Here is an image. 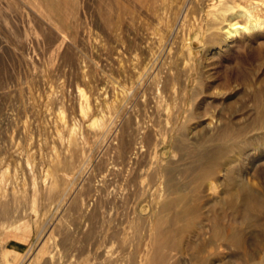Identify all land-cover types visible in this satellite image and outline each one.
Returning a JSON list of instances; mask_svg holds the SVG:
<instances>
[{"label": "rangeland", "instance_id": "obj_1", "mask_svg": "<svg viewBox=\"0 0 264 264\" xmlns=\"http://www.w3.org/2000/svg\"><path fill=\"white\" fill-rule=\"evenodd\" d=\"M210 2L0 0V264H149L160 255L154 223L187 205L198 209L177 220L172 233L170 223L163 226L160 252L168 264H264V207L229 204L224 192L232 179L218 168L200 176L203 146L186 136L200 117L217 119L220 109L236 117L264 98V27L235 38L243 47L227 56L198 46L194 73L183 69L176 48L199 27L209 29L204 42L228 28L208 11ZM136 54L149 61L140 74ZM167 82L179 91L158 95ZM161 107L182 110L177 129L164 124ZM148 128L152 144L142 148ZM224 141L213 148L243 151L231 177L264 192V169L260 186L247 173L257 149L238 137ZM211 181L216 187L208 189ZM170 182L188 185L182 207H166ZM214 217L237 229L240 242L209 226L206 237L198 236Z\"/></svg>", "mask_w": 264, "mask_h": 264}, {"label": "bare ground", "instance_id": "obj_2", "mask_svg": "<svg viewBox=\"0 0 264 264\" xmlns=\"http://www.w3.org/2000/svg\"><path fill=\"white\" fill-rule=\"evenodd\" d=\"M211 1L210 4H208V11H212L211 13L221 22H227V30L224 31V36H219L217 32L212 33V35L215 37L219 36L218 39H212L209 42H204V37L206 35V33L208 34V30L206 29V32L204 33V29L199 27L198 31L196 32V36L192 39H190L188 42H186V44H182L179 49L176 48V50H179L181 53L178 56L180 59H183L181 61L182 67L184 70L189 71L191 69V61L192 58L194 57V55L197 54V47H206L207 49L210 50H216L218 53H222L223 55L227 56V54L229 53L230 49H234L237 51L241 50L243 45L240 43H235L234 40L235 38H243V36H245V33H249L248 36L254 35L256 33V31H259L260 29H262L264 27V22H262V18H264V10L262 8H260V2H264L263 0H256L254 3H250V4H242V0L238 1V0H209ZM247 1V0H246ZM248 3V2H247ZM264 5V4H263ZM47 6V5H46ZM53 10V9H52ZM51 10V11H52ZM54 12V11H53ZM206 13L207 14H211V13ZM232 12V17H228V14ZM209 16V15H207ZM208 19V18H207ZM179 21V20H178ZM193 23V22H192ZM194 24V23H193ZM209 26H211L210 24H208ZM160 26V24H159ZM163 26V25H162ZM136 27V26H135ZM151 27V26H150ZM190 27V26H189ZM193 27V26H192ZM196 27V26H195ZM207 27V25H206ZM213 28V26H211ZM215 27V26H214ZM210 28V27H208ZM211 28V29H212ZM108 29V28H107ZM158 29V27H157ZM156 29V30H157ZM224 29V26H223ZM155 30V32H156ZM208 31V32H207ZM212 31V30H211ZM154 32V34H155ZM164 32V31H163ZM173 32V31H172ZM210 33V34H211ZM142 34V33H141ZM166 34V33H165ZM185 34V33H184ZM164 38V34L161 37V40ZM172 38V37H171ZM185 38V37H184ZM183 38V39H184ZM262 42V41H261ZM160 44V43H159ZM206 45V46H205ZM150 48V47H148ZM232 52V51H231ZM154 53V52H153ZM233 55V54H231ZM134 56V55H133ZM136 56H139L136 54ZM151 57V56H150ZM176 58V60H178L179 63V58ZM136 68H138L137 72L140 74V69H146L148 66V62L147 59L148 57L144 55L143 58L137 57L136 58ZM194 63V62H193ZM192 63V64H193ZM122 65V64H121ZM177 67V66H176ZM169 68V67H168ZM173 68V67H172ZM174 69V68H173ZM171 69V72L172 70ZM176 70V68H175ZM195 70V69H193ZM162 71V70H161ZM177 71V70H176ZM179 71V70H178ZM192 71V69H191ZM123 72V71H122ZM169 72V71H168ZM175 72V71H174ZM181 72V71H180ZM194 73V71H192ZM173 73V72H172ZM191 73V72H190ZM189 73V74H190ZM170 74V73H169ZM174 74V73H173ZM191 75V74H190ZM138 76V75H137ZM189 76V75H188ZM179 77V76H178ZM192 77V76H191ZM183 78V77H182ZM193 78V77H192ZM178 80V79H177ZM180 80V78H179ZM184 80V79H183ZM182 80V81H183ZM189 80V77H188ZM163 83V82H162ZM178 83V82H176ZM187 83V80H186ZM189 84V82H188ZM147 85V83H146ZM145 85V86H146ZM169 83L167 82V84H165L163 87H160L158 89V95H162L163 93L165 94L166 91H168L169 89ZM180 86V85H179ZM82 90V89H80ZM124 90V89H122ZM171 92L177 93L179 90L178 88L174 85H172L171 89H169ZM84 92V91H83ZM126 93V92H125ZM226 95V94H225ZM87 96V95H86ZM106 96V95H105ZM164 96V95H163ZM163 96H161L163 98ZM217 96H223L222 99L224 98L223 101H225L226 96H224L223 93H219ZM114 97V96H113ZM180 97V95H179ZM160 98V97H159ZM184 98V97H183ZM247 98V97H246ZM166 98L164 97V100ZM221 99V98H220ZM163 100V99H162ZM167 100V99H166ZM214 101V100H213ZM162 102V101H161ZM166 102V101H165ZM81 103V102H80ZM163 103V102H162ZM167 103V102H166ZM190 103V102H189ZM117 104V103H116ZM157 104V103H156ZM164 104V103H163ZM161 104V105H163ZM245 104V103H244ZM153 105V104H152ZM158 105V104H157ZM184 105V104H183ZM182 105V106H183ZM191 105V103H190ZM169 106V105H168ZM174 106V105H173ZM179 106V107H182ZM90 107V106H89ZM157 107V106H156ZM185 105L182 107L184 108ZM215 107V106H214ZM81 109V108H80ZM87 109V108H86ZM85 109V110H86ZM162 109V107H161ZM186 108H184L185 110ZM88 110V109H87ZM92 110V108H91ZM183 110V111H184ZM159 109H156V112H158ZM162 113L164 115H166V118L164 119L162 116V118L165 121V125L169 126L171 131L177 129V127L179 126V120L181 118L182 115V110H177V112H170V110H168V108L166 110L163 111V109L161 110ZM160 111V112H161ZM187 111V110H186ZM224 109H220L217 116V119H212L210 122L206 121L207 118L206 117H200L199 118V122H197L196 124L192 125L191 128L189 129V131L187 132L186 136L187 139L189 140L190 143L197 145V146H203V150L201 151V154L199 155V158L197 159L198 161V165H200L201 167V171L199 172L200 176L202 177H209L215 169H217L216 172H220V174L224 177L223 179H232V181L230 182V187L227 188V190L224 192L228 197V199H230L229 204L231 203L232 205L237 204V203H242L244 205V207L246 206V210H252L254 208H258V207H264V192L262 190V192H260V190L258 188H249L247 187L245 184L242 183V180L240 179H233L231 177V173L234 170V165L236 163H238L239 161H241L242 159V155H243V151H241L240 147L238 148H234V146L229 149V147H224L222 148L221 145H219L220 147H216L213 148V144L217 143V142H222L225 140V138L227 140H230L232 138L238 137L240 138L241 142H244L243 145L246 148V146H250L252 145L255 150L257 149V152H255L254 154H252V157L250 159V162L248 163L247 166V173L248 175H250V177L254 180L256 185L260 186V183H258V179L260 178V171L264 169V141L262 142L263 144H261V146H259L258 144H254L253 142H259L261 140L264 139V98L258 99L257 100V105L256 107H254L252 104H246L244 106V113H239L237 114L236 117H234V115L227 117L226 115H224ZM246 112V113H245ZM88 113V112H87ZM92 113V112H91ZM103 113V112H102ZM185 113V112H184ZM162 114V115H163ZM235 114V113H234ZM246 114V115H245ZM84 115V114H83ZM87 115V114H86ZM84 115V116H86ZM160 115V114H159ZM186 115V114H185ZM101 116V115H100ZM208 116V115H207ZM87 117V116H86ZM160 117V118H161ZM165 117V116H164ZM61 118V117H60ZM63 119H65V117L63 116ZM98 119V118H97ZM138 119V118H137ZM96 122V119H94ZM103 120V119H102ZM64 122V121H63ZM67 122V121H66ZM77 122V121H76ZM91 122V121H90ZM93 122V121H92ZM93 122V123H95ZM98 122V121H97ZM260 122V123H259ZM99 123V122H98ZM101 123V122H100ZM103 123V122H102ZM138 123V122H137ZM259 123V124H258ZM67 124V123H66ZM65 124V126H66ZM92 124V123H90ZM104 124V123H103ZM88 125V124H87ZM100 125V124H99ZM97 125V126H99ZM74 126V125H73ZM110 126V125H109ZM154 126V125H153ZM58 127V126H57ZM83 127V126H82ZM101 127V126H100ZM152 127V125H151ZM166 127V126H165ZM96 128V127H95ZM156 128V127H155ZM59 129V128H58ZM99 129V128H98ZM108 129V128H107ZM140 129V128H139ZM148 132L144 135L147 137V140L145 141L144 139H142L139 143H141V147L143 148V143H145V145H149L152 144L150 143L151 140L149 141L148 139L151 137V133H150V128H148ZM219 130V131H218ZM59 131V130H58ZM143 131V130H141ZM156 131V130H155ZM166 131V130H165ZM218 131V132H215ZM61 132V131H60ZM153 132V130H152ZM215 132V133H214ZM160 133V132H159ZM162 133L163 130H162ZM156 134V133H155ZM72 135V134H71ZM83 135V134H82ZM166 135V133L164 134ZM172 135V134H171ZM157 136V135H156ZM167 136V135H166ZM164 136L163 139L161 140V143L167 141V137ZM111 137V136H110ZM162 136L160 135V138ZM57 138V137H56ZM70 138V137H69ZM83 138V137H82ZM159 138V137H157ZM156 138V139H157ZM71 139V138H70ZM95 139V138H94ZM151 139V138H150ZM81 140V139H80ZM153 140V139H152ZM155 140V139H154ZM159 141V140H158ZM248 141V142H246ZM225 142V141H224ZM223 142V143H224ZM240 142V144H241ZM160 143V144H161ZM70 144V143H69ZM154 144V143H153ZM88 145V144H87ZM225 145V144H223ZM69 146V145H68ZM156 146V145H155ZM154 146V148H155ZM139 147V148H141ZM148 147V146H147ZM56 148V147H55ZM157 149V147L155 148ZM67 150V149H66ZM140 150V149H139ZM54 151V150H53ZM142 151V149L140 150V152ZM158 151V150H157ZM57 153V152H56ZM158 153V152H157ZM58 154V153H57ZM159 154V153H158ZM250 154V153H249ZM156 155V154H155ZM178 155V154H176ZM130 156V155H129ZM173 156V155H172ZM147 157V156H146ZM157 157V156H155ZM164 157V156H163ZM51 158V157H50ZM52 159V158H51ZM55 161V160H54ZM165 163V162H163ZM244 163V162H243ZM30 164V163H29ZM42 166V165H41ZM155 166V165H154ZM243 166V165H242ZM29 167V166H28ZM152 167V166H151ZM181 167V166H180ZM199 167V166H198ZM151 169V168H150ZM198 169V168H197ZM194 170V169H193ZM5 171V170H4ZM43 171V170H42ZM48 171V170H47ZM180 171V170H179ZM196 172V170H194V173ZM1 173H3L1 171ZM5 173V172H4ZM36 173V172H35ZM49 173V172H48ZM169 174V173H168ZM199 174L197 173V177L199 176ZM219 174V173H218ZM5 174H3L4 176ZM31 175V174H30ZM47 175V173H46ZM178 175V174H177ZM220 175V176H221ZM48 176V175H47ZM153 176V174L151 175ZM219 176V175H218ZM216 176V177H218ZM52 177V176H51ZM201 177V178H202ZM5 178V177H4ZM147 178V177H146ZM144 178V179H146ZM200 178V179H201ZM2 178H0L1 181ZM205 179V178H204ZM150 180V177H149ZM203 180V179H202ZM208 180V179H207ZM4 181V180H3ZM155 181V180H154ZM190 181V180H189ZM193 181V180H191ZM215 181V180H214ZM2 182V181H1ZM0 182V183H1ZM27 182V181H26ZM143 182V180H142ZM205 182V180H204ZM210 182V181H208ZM219 182V181H218ZM217 182V183H218ZM223 182V181H222ZM4 183V182H3ZM2 183V184H3ZM7 183V182H6ZM149 183V181H148ZM163 184V181L161 182ZM171 183V182H170ZM216 183V181H215ZM216 183V184H217ZM15 184V183H14ZM37 184V183H36ZM124 184V183H123ZM147 184V183H146ZM154 184V183H153ZM153 184H151L153 186ZM160 184V185H162ZM189 184V183H188ZM216 184H214L213 181H211V186L209 187L208 185V189H212L213 186L216 187ZM219 184V183H218ZM145 185V184H144ZM150 185V187H151ZM159 185V186H160ZM168 185V190L166 191L167 193V197H166V207H176L180 205V207H182L181 203H183L187 197V183H175V184H167ZM4 185H2L3 187ZM35 186V185H34ZM158 186V184H157ZM158 186V187H159ZM163 186V185H162ZM218 186V185H217ZM147 187V186H146ZM145 187V188H146ZM149 187V185H148ZM164 187V186H163ZM191 187V186H190ZM189 187V190L191 189ZM258 187V186H256ZM34 188V187H33ZM155 188V187H154ZM160 188V187H159ZM158 188V189H159ZM2 189V188H1ZM7 189V188H6ZM4 189V190H6ZM112 189V188H111ZM14 190V189H13ZM148 190V189H147ZM2 192V190H1ZM0 192V193H1ZM5 192V191H3ZM111 192V191H110ZM163 192V191H162ZM207 192V191H206ZM7 193V191L5 192ZM113 193V191H112ZM38 194V193H37ZM161 194V192H160ZM7 195V194H5ZM225 195V196H226ZM4 196V194H3ZM190 197V196H189ZM72 198V197H71ZM38 199V198H37ZM221 199V198H220ZM94 200V199H93ZM223 200V199H222ZM228 201V200H227ZM69 202V201H68ZM84 202V200H83ZM200 203V202H199ZM210 203V202H209ZM194 204V203H192ZM208 204V202H207ZM207 204L202 207L205 208V212L206 210H208L209 213V206H207ZM150 205V203H149ZM191 205V203L189 204ZM165 206V205H164ZM163 207V206H162ZM198 207V206H197ZM195 207V209L197 208ZM177 209V208H176ZM175 209V212H176ZM193 208V206H185L181 211H178L175 213V215L171 218L169 216V219L165 220L163 218H158L156 220V222L154 223V228H155V234H154V238H155V248H156V253L160 255H158L159 257L154 258V260H151L149 262V264H168L167 259L164 258V256H162L160 250L162 247V242H163V238L165 235V230L163 228L165 223H170V231L169 232H173V225L177 222V220H180L182 218H184L185 216L189 215L190 213L192 214V212L195 210ZM198 209V208H197ZM55 210V209H54ZM180 210V209H179ZM36 211V210H35ZM34 211V212H35ZM169 211V210H167ZM164 212L165 216H168V212ZM171 211V210H170ZM199 211V210H198ZM172 212V211H171ZM196 212V213H195ZM195 214H200L197 213V211H195ZM201 212V209L200 211ZM204 212V213H205ZM255 212V211H254ZM167 213V214H166ZM173 213V212H172ZM193 213V214H194ZM37 214V211H36ZM190 214V215H191ZM38 215V214H37ZM111 215V214H110ZM162 215V214H161ZM171 215V214H170ZM173 215V214H172ZM202 215H204L202 213ZM210 215V214H208ZM195 216V215H194ZM206 216V213L205 215ZM211 216V215H210ZM213 216V215H212ZM211 216V217H212ZM216 216V215H214ZM222 216V215H221ZM38 217V216H37ZM55 217V216H54ZM196 218V217H194ZM208 219L209 217H203ZM202 218V219H203ZM215 219L213 220L212 223L209 224V219L208 221H204V225H201L200 227V231L201 233L198 234V236H204L206 237L209 234V228L213 229V233L214 232H220L222 235L226 236V237H237L236 239H240L239 234L236 230H234L232 227L228 226L222 218L219 217H214ZM225 218V216H224ZM87 219V218H86ZM198 219V218H197ZM196 220V219H195ZM197 221V220H196ZM201 221V220H200ZM202 222V221H201ZM229 223V222H228ZM198 224V223H196ZM202 224V223H201ZM231 224V223H230ZM14 225V224H13ZM12 225V226H13ZM186 225V224H185ZM200 225V224H199ZM17 227V225H16ZM168 227V226H167ZM15 228V227H14ZM195 230V229H194ZM193 230V231H194ZM239 231V230H238ZM114 232V231H113ZM190 232V230H189ZM188 232V233H189ZM175 233V232H174ZM197 233V232H196ZM240 233V232H239ZM215 234V233H214ZM176 236V235H175ZM210 236V235H209ZM222 236V237H224ZM175 238V237H173ZM181 238V237H180ZM209 238V237H208ZM212 238V237H211ZM216 238V237H215ZM214 238V239H215ZM235 239V240H236ZM238 239V241L240 242V240ZM243 239V238H242ZM175 240V239H174ZM179 240V239H177ZM232 240V239H231ZM219 241V240H218ZM131 242V241H130ZM178 242V241H177ZM186 242V241H185ZM230 242V241H229ZM237 242V241H236ZM153 244V243H152ZM180 244V243H179ZM115 247V246H114ZM152 247V246H151ZM165 247V246H164ZM177 247V246H176ZM167 248V247H166ZM154 249V248H153ZM155 250V249H154ZM153 250V251H154ZM165 250V249H162ZM168 250V249H167ZM182 250V249H180ZM166 251V250H165ZM185 251V250H184ZM183 251V252H184ZM188 255V254H187ZM103 256V255H102ZM170 256V255H169ZM179 256V255H178ZM7 257V256H6ZM13 257V256H12ZM96 257V255H95ZM73 258V257H72ZM170 258V257H169ZM148 259V258H147ZM146 259V260H147ZM201 259V257H200ZM172 260V259H171ZM196 260V259H195ZM72 261V260H71ZM10 262V261H9ZM104 262V261H103ZM193 262V259H192ZM197 262V261H196ZM201 262V261H200ZM11 263V262H10ZM117 263V262H116ZM195 263V262H194ZM198 264V263H196Z\"/></svg>", "mask_w": 264, "mask_h": 264}]
</instances>
